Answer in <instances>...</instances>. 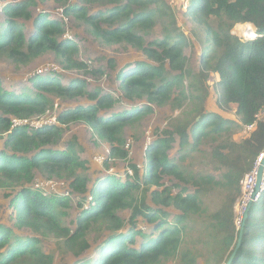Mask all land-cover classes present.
Here are the masks:
<instances>
[{
	"label": "trees",
	"instance_id": "obj_1",
	"mask_svg": "<svg viewBox=\"0 0 264 264\" xmlns=\"http://www.w3.org/2000/svg\"><path fill=\"white\" fill-rule=\"evenodd\" d=\"M52 1L63 3V14L81 21L100 43H125L138 49L146 61L122 65L116 75V93L89 90L80 77L63 83L50 71L31 76V88L19 93L4 89L0 81V188L12 210V226L0 223V264H53V254L42 244L48 237L54 239L60 253L74 257L71 264H161L170 259L175 264H197L200 256L205 259L203 264H226L238 233L232 207L240 192L239 181L264 150V0H188L179 12L165 0H106L108 7L94 14L80 3ZM32 3L34 0H14L2 6L0 57L25 64L52 53L65 68L84 67L83 62L73 60L78 46L64 37L62 21L43 11L32 15ZM156 16L167 17L164 34L146 42L144 36ZM182 18L204 30L197 73L188 64L186 50L193 44L179 29ZM26 21L31 28L28 34L24 31ZM242 23L255 26V38L231 33L235 26L234 32L252 36L250 24ZM93 72L103 74L100 69ZM210 75L217 78L213 105L205 85ZM50 96L86 98L89 102L60 110L54 125L36 130L10 126V116L44 114L52 105ZM185 100L192 107L183 118L155 129L145 165L139 169L128 163L131 177L120 179L106 173L89 185V176L80 172L86 170L80 144L72 138L66 147L59 146L63 126L80 122L109 144L104 165L110 159L126 160V127L152 113L155 106L181 108ZM118 104L121 108L117 111ZM261 112L254 128L244 133L243 126L253 123ZM208 138H222L210 152L218 165L215 168L221 171L219 179L188 171L178 162L199 150ZM175 142L178 157L169 155ZM36 173L67 180L70 192L47 193L33 187ZM165 176L184 186L173 184L179 191L172 193L171 186L163 183ZM217 186L225 198L199 230L196 242L200 248L184 246L188 223L204 213L201 196ZM70 194L77 197L72 229L64 223L72 208ZM125 209L130 210L127 221L118 214ZM139 220L144 228L138 226ZM96 231L104 236L93 251L87 236ZM90 249L94 252L91 258L87 255ZM230 264H264V189L249 208Z\"/></svg>",
	"mask_w": 264,
	"mask_h": 264
},
{
	"label": "rangeland",
	"instance_id": "obj_2",
	"mask_svg": "<svg viewBox=\"0 0 264 264\" xmlns=\"http://www.w3.org/2000/svg\"><path fill=\"white\" fill-rule=\"evenodd\" d=\"M12 0H0V2H8ZM167 4L171 6L175 12L183 10L188 0H165ZM80 3L85 6L90 14L96 13L98 10H105L108 7L106 0H88L82 3V0H68L66 5L71 3ZM63 3L54 2L52 0H34V3L29 7L30 13L35 15L38 11L48 13L49 18L60 19L64 25V37L71 38L78 46L77 53L73 56L74 61H80L85 64L84 67H71L65 68L59 61L54 57L52 53H45L38 57L33 58L25 64H16L9 59L0 57V81L2 87L7 90H12L15 93L21 92L23 89L31 88L29 78L34 74H37V70L47 68L50 72H54L60 76V80L66 83L72 77H80L86 81L87 88L94 90L95 88L101 89V91L116 93V75L119 69L127 62L135 61H146L145 56L136 48H133L125 43L105 45L96 40L89 32L88 27L81 21L76 20L72 15L66 16L63 14ZM4 21V15L0 9V23ZM21 22L23 20H20ZM164 21H167V17H155L154 26L147 31L144 38L145 41H151L156 38H161L164 34L163 25ZM210 23L213 27H216V20L211 18ZM26 27L24 31L26 34L30 32L29 21L24 22ZM240 24V23H239ZM179 29L182 30L190 39H192L193 46H190L186 50L188 57V64L193 71L197 73L200 70L199 58L203 49L204 30L201 26L194 24L187 18L179 20ZM238 25L235 24V26ZM105 27V25H102ZM235 26L232 28L233 31ZM193 30V34L191 33ZM254 30V27H253ZM235 35L246 39V37L239 35L235 32ZM95 69H100L103 74L93 72ZM49 72V71H48ZM47 73V72H46ZM174 74V72H170ZM215 75H210L205 79V85L208 90V96L210 104L216 98V92L214 89V81L216 80ZM188 84V80H185V85ZM52 105L48 108V112L44 115L46 119L55 117L58 111L64 108H72L79 104H87L89 100L86 98L68 99L56 96H50ZM56 104V108H55ZM192 105L188 100H185L181 108H172L170 105L162 107H154V111L144 116L139 122L126 127L124 132L125 143L123 148L128 151V157L126 160L122 159H110L107 166L103 164V161L107 159L109 154V144L98 139L92 132V130L85 124L76 122L69 123L63 126L64 133L62 139L59 142L61 148L66 147V144L75 138L80 144L83 150L80 152V156L86 160V170L80 171L83 174L89 176V185L94 178L101 174H113L120 179L124 178V173L129 169L128 163H133L141 169L146 163V150L147 147L152 143L155 138V129H163L169 126L170 122L179 116L184 115V112L188 111ZM121 106L116 105L115 110H120ZM232 114V113H231ZM184 116H182L183 118ZM222 138L206 139L200 146L199 150L192 152L186 159L178 162L184 166L188 171L193 173L212 174L216 179L220 178L221 171L216 169L218 166L215 160H211L210 152L211 148L214 147ZM3 141L0 139V147H2ZM172 149L169 151V155L179 156V147L175 142L172 145ZM102 158L101 162L97 161L96 158ZM44 176L36 173L34 182L46 180ZM54 181L55 193H62L68 190V182L65 179L52 178ZM165 185L171 186V192L176 193L179 189L176 185L184 186L172 177L165 176L163 179ZM173 185V186H172ZM175 186V187H174ZM189 192L193 191V188L188 185ZM72 201V208L69 210L68 216L64 218V223L69 228H74L75 220V202L77 200L76 195H70ZM225 196L223 190L217 186L214 187L210 192L201 196L203 214L197 217L194 216L188 223L187 237L185 238L183 245L191 247L192 245L200 248V244L196 242L199 230L204 227L206 217L216 211ZM233 208V207H232ZM170 213H173L172 209L169 208ZM11 208L7 206V198L4 197V190L0 188V223L7 226H12ZM119 216L127 221L130 215V210H121ZM138 226L144 228V224L139 220ZM149 233L148 228L145 231ZM104 233L91 232L87 238L91 245V249L96 247ZM43 247L46 252L52 253L54 256L53 264H71L74 257L71 254L63 255L58 251L56 243L52 237L43 239ZM90 249V250H91ZM87 251V255L91 258L94 256V252ZM202 254H206V251L201 250ZM204 258L201 256L198 258L197 264H203ZM161 264H175L174 259L164 260Z\"/></svg>",
	"mask_w": 264,
	"mask_h": 264
},
{
	"label": "built area",
	"instance_id": "obj_3",
	"mask_svg": "<svg viewBox=\"0 0 264 264\" xmlns=\"http://www.w3.org/2000/svg\"><path fill=\"white\" fill-rule=\"evenodd\" d=\"M12 1H14V0H12ZM5 3L6 2H0V9L2 8V6ZM52 19H55V18H52ZM253 33H254V35L252 37H247V39H253L256 37L255 28L253 30ZM48 71H50V70L47 68L39 69V70H37V74H39V75L45 74ZM56 107L57 106L55 104V108ZM48 111L49 110L47 109L45 111V113L42 115H36V116L26 117V118H18V117L10 116V126L12 128L21 126V127H25L27 130H36V129L42 128L44 126H50V125L56 124L57 123V114L60 111H58V113L55 115V117H53L51 119H46L44 115ZM262 115H263V113L261 112L259 115H257L256 120L253 123L248 124V125H244L243 126L244 133L250 132V130H252L254 128V126L256 125L257 121L262 117ZM263 158H264V150L259 153V155L255 158L250 170L248 172H246L239 181L240 192H239L238 196L236 197L234 204H233V222L237 228V231H238V228L240 226L242 216H243V212H244L247 204L250 201H251V203L257 201L261 195V192L264 189V164H263L259 189H258L257 193L254 196H252V194L254 192V188H255V183H256L257 170H258V167L261 164ZM96 160L101 162L102 158L98 157V158H96ZM126 175H129L130 177L132 176V170L130 168L126 170V173H124L123 176H126ZM32 186L35 188H39V189H41L47 193L48 192H56L54 189V187H55L54 181L51 179H46V180L34 182L32 184ZM69 192H70V190L68 189L64 193H69ZM70 195H73V194H70Z\"/></svg>",
	"mask_w": 264,
	"mask_h": 264
},
{
	"label": "water",
	"instance_id": "obj_4",
	"mask_svg": "<svg viewBox=\"0 0 264 264\" xmlns=\"http://www.w3.org/2000/svg\"><path fill=\"white\" fill-rule=\"evenodd\" d=\"M252 26L255 28V26L252 24ZM231 33L235 35V32L233 30H231ZM263 164H264V158L261 162V164L259 165L258 167V170H257V176H256V183H255V188H254V192L252 194V196H254L258 189H259V185H260V180H261V174H262V169H263ZM251 201L247 204L244 212H243V216H242V220H241V223H240V226L238 228V233H237V239H236V244H235V247L233 249V251L231 252L229 258H228V261L226 262V264H230L232 258L234 257L235 255V252L236 250L238 249L239 245H240V241H241V237H242V232H243V228H244V223H245V219L247 217V214H248V211H249V208L251 206Z\"/></svg>",
	"mask_w": 264,
	"mask_h": 264
},
{
	"label": "bare ground",
	"instance_id": "obj_5",
	"mask_svg": "<svg viewBox=\"0 0 264 264\" xmlns=\"http://www.w3.org/2000/svg\"><path fill=\"white\" fill-rule=\"evenodd\" d=\"M242 24H250V26L252 27L251 28V35L253 36L254 35V33H253V26H252V24L251 23H242ZM240 25V24H239ZM237 26V25H236ZM249 26V27H250ZM237 33V32H236ZM238 34V33H237ZM239 35H242V36H244V37H252V36H246L245 34H243L242 32L239 34Z\"/></svg>",
	"mask_w": 264,
	"mask_h": 264
}]
</instances>
